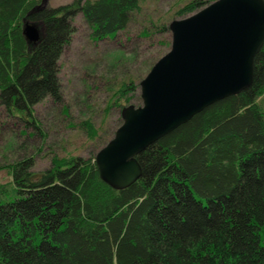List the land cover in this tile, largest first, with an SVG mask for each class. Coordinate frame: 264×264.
I'll return each mask as SVG.
<instances>
[{"label": "trees", "instance_id": "16d2710c", "mask_svg": "<svg viewBox=\"0 0 264 264\" xmlns=\"http://www.w3.org/2000/svg\"><path fill=\"white\" fill-rule=\"evenodd\" d=\"M41 1L0 0V107L25 134L37 128L33 106L60 95L58 60L74 16L101 40L125 29L140 7V0H73L29 13ZM206 4L190 0L177 15ZM24 19L43 27L35 45L22 33ZM134 86L121 85L119 107ZM82 124L94 138V124ZM137 159L141 177L123 189L100 179L95 156L54 155L41 171L30 156L0 165L10 177L0 182V264H264V44L251 86Z\"/></svg>", "mask_w": 264, "mask_h": 264}, {"label": "water", "instance_id": "95a60500", "mask_svg": "<svg viewBox=\"0 0 264 264\" xmlns=\"http://www.w3.org/2000/svg\"><path fill=\"white\" fill-rule=\"evenodd\" d=\"M42 0L29 13L45 8ZM170 49L139 82L141 104L121 109V124L95 154L99 177L123 189L141 177L137 156L212 103L251 86L264 44V0H214L172 20ZM43 27L24 19L29 44Z\"/></svg>", "mask_w": 264, "mask_h": 264}, {"label": "rangeland", "instance_id": "374dc122", "mask_svg": "<svg viewBox=\"0 0 264 264\" xmlns=\"http://www.w3.org/2000/svg\"><path fill=\"white\" fill-rule=\"evenodd\" d=\"M72 1L47 0L45 7ZM189 1L140 0L126 28L101 40L91 38V28L80 14L74 16L70 41L58 60L60 95L45 96L33 106L37 128L29 125L23 133L21 121L0 107V165L30 156L33 169L41 171L51 165L54 155L95 156L121 124L122 107L141 104L139 82L170 49L168 25L185 17L177 12ZM164 25L165 30L158 31ZM130 81L135 86L126 94L129 101L118 100L123 104L119 107L118 91ZM85 120L97 129L94 138L88 136ZM9 179L6 169H0V182Z\"/></svg>", "mask_w": 264, "mask_h": 264}]
</instances>
